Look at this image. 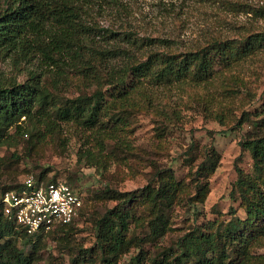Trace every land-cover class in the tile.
Segmentation results:
<instances>
[{"label":"rangeland","instance_id":"obj_1","mask_svg":"<svg viewBox=\"0 0 264 264\" xmlns=\"http://www.w3.org/2000/svg\"><path fill=\"white\" fill-rule=\"evenodd\" d=\"M76 1L81 6L79 23L93 29L88 36L92 46L113 50L108 70L100 72L99 79L70 70L68 60L61 66L65 71L55 67L40 49L0 58V76L23 82L35 74L57 97L73 100L105 91L106 72L143 62L150 52L185 53L264 33V0ZM46 28L49 34L55 31L51 25ZM81 32L86 36L83 28ZM128 36L137 39L138 44L131 45ZM41 43H50L47 35ZM263 103L264 50L205 84L142 86L130 104L115 113L121 122L107 125L111 135L67 124L59 133L46 135L39 142H30L24 136L14 146L0 145V186L18 184L25 173L44 172L48 179L69 182L85 203V214L75 219L70 231L33 237L36 241L40 237L42 247L34 264H99L94 221L114 205L102 194L107 190L139 189L156 170L166 168L189 182L190 170L210 147L218 153L220 162L208 179L210 192L205 202L195 209L174 207L169 229L155 244L149 242L147 213L138 207L135 213L141 222L130 226L129 237L152 259L165 249H175L183 235L204 221L228 218L225 216L230 207L242 215L230 192L237 178L236 167L251 174L250 154L240 143L264 134L260 123L264 112L260 118L255 116L263 111ZM243 113L249 119L237 126ZM18 245L30 251V245ZM135 247L131 245L121 256L120 264H127L137 253ZM252 253L256 264H264V242Z\"/></svg>","mask_w":264,"mask_h":264},{"label":"trees","instance_id":"obj_2","mask_svg":"<svg viewBox=\"0 0 264 264\" xmlns=\"http://www.w3.org/2000/svg\"><path fill=\"white\" fill-rule=\"evenodd\" d=\"M80 10L76 0H0V58L40 49L55 67L63 66L68 60L70 70L99 79L100 72L108 70L113 50H97L92 46L88 36L93 29L79 23ZM48 25L55 27L52 34L46 28ZM45 35L50 43L43 46L41 40ZM129 43L137 45L138 41L133 39ZM148 44L151 45V40ZM262 50L264 33H254L241 40H225L191 52H150L143 62L106 72L108 89L105 91L80 95L73 100L57 97L35 74L23 82L0 76V145L14 146L24 136H28L30 142H39L46 135L59 133L61 126L67 124L83 131L111 135L112 130H108L107 125L121 122L115 113L126 108L142 86L205 84ZM57 75L62 77L61 72ZM58 84L53 86L58 88ZM263 112L264 109L255 116L260 118ZM248 116L243 113L237 126L247 122ZM260 123L264 128V119H260ZM240 146L250 154L252 161L251 174L236 167L237 178L230 192V198L238 202L242 215L230 207L225 216L228 218L204 221L183 235L175 249H165L152 259L148 258L144 247L133 245V237H129L130 226L141 222L135 213L138 207L147 213L149 242L155 244L169 229L174 207L184 205L195 209L205 202L210 192L208 179L220 162L218 153L210 147L190 170L189 182L177 178L172 169L166 168L156 170L152 179L139 189L107 190L102 194L114 205L94 221V246L99 264H120L121 256L131 245L136 246L137 253L127 264H256L252 252L264 242V134L245 138ZM29 175L38 183L55 181L46 178L44 172L25 173L23 179ZM22 182L1 185L0 197L7 191L20 189ZM66 183L81 198L70 183ZM84 209L82 200L78 218L85 214ZM74 222L50 232L65 234ZM33 237L25 235L0 208V264H34L42 247L40 237L37 241ZM19 242L23 246L30 245V251L25 252Z\"/></svg>","mask_w":264,"mask_h":264},{"label":"built area","instance_id":"obj_3","mask_svg":"<svg viewBox=\"0 0 264 264\" xmlns=\"http://www.w3.org/2000/svg\"><path fill=\"white\" fill-rule=\"evenodd\" d=\"M81 206V198L63 180L44 184L32 175L23 179L20 189L0 197L2 213L32 237L69 225L78 217Z\"/></svg>","mask_w":264,"mask_h":264}]
</instances>
